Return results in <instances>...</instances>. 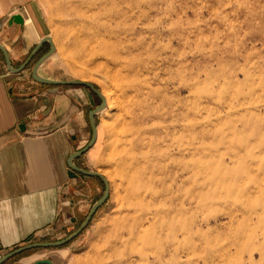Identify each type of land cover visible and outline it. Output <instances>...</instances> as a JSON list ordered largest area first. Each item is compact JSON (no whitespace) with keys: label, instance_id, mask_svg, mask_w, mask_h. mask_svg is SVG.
I'll use <instances>...</instances> for the list:
<instances>
[{"label":"rangeland","instance_id":"1","mask_svg":"<svg viewBox=\"0 0 264 264\" xmlns=\"http://www.w3.org/2000/svg\"><path fill=\"white\" fill-rule=\"evenodd\" d=\"M36 1L43 70L107 101L61 264H264V0Z\"/></svg>","mask_w":264,"mask_h":264},{"label":"crops","instance_id":"2","mask_svg":"<svg viewBox=\"0 0 264 264\" xmlns=\"http://www.w3.org/2000/svg\"><path fill=\"white\" fill-rule=\"evenodd\" d=\"M39 10L36 0H0V43L14 67L47 35ZM14 16L21 22H14ZM46 45L34 57L46 52ZM48 58L38 72L52 77L43 70ZM27 66L9 71L0 52V257L28 243L66 237L102 185L99 178L67 165L68 156L91 137L88 111L98 97L84 86L36 82ZM97 146L98 130L93 145L73 163L92 169ZM67 244L28 249L3 264H33L43 258L61 264Z\"/></svg>","mask_w":264,"mask_h":264},{"label":"water","instance_id":"3","mask_svg":"<svg viewBox=\"0 0 264 264\" xmlns=\"http://www.w3.org/2000/svg\"><path fill=\"white\" fill-rule=\"evenodd\" d=\"M12 20L14 22H21V19L19 16H14L12 18ZM44 43L48 44V50L46 52H44L42 55H40L38 57V59L34 62L32 68H31V78L34 81L39 82V83H43V84L84 86V87L88 88L90 91H92L99 99V103L88 111V121H89V124L91 127V137H90L88 143L84 147L75 151L74 153H71L68 156L67 165L71 169H73L79 173H82V174L87 175V176H94V177L99 178L101 180V182L103 183L104 190H103L102 195L92 203L87 215L85 216L83 221L79 224V226L74 231H72L70 234H68L66 237H64L60 240H56V241L34 242V243H28V244L22 245L20 247H17L15 249H13L12 251L6 253L5 255L1 256L0 257V264H3L10 257H12L18 253H21L25 250H28V249L38 248V247H57V246H61V245H64V244L70 242L71 240H73L76 236H78L86 228V226L90 222L93 215L96 213V211L99 209V207L106 201V199L108 198V195H109V183H108L107 179L102 175V173L95 171V170H88L85 168H80L73 163V159H75L76 157H78L82 153H84L90 146L93 145V143L96 140L97 128H96L95 115L99 111L103 110L107 104L106 98L103 95V93L90 81L81 80V79H54V78L42 76L38 72L40 65L48 57H50L55 51V44H54L53 39L50 35H46V36L42 37L37 42V44L33 47V49L28 54V56L25 58V60L17 67L12 66L9 54L1 43H0V52L3 55L6 68L11 72L17 73V72H20L21 70H23L26 67V65H28L30 63V61L32 60L34 55L38 52V50L40 49V47ZM14 264H18V263H14ZM33 264H54V263L51 259L43 258V259H38V260L34 261Z\"/></svg>","mask_w":264,"mask_h":264},{"label":"bare ground","instance_id":"4","mask_svg":"<svg viewBox=\"0 0 264 264\" xmlns=\"http://www.w3.org/2000/svg\"><path fill=\"white\" fill-rule=\"evenodd\" d=\"M106 103H107V101H106Z\"/></svg>","mask_w":264,"mask_h":264}]
</instances>
